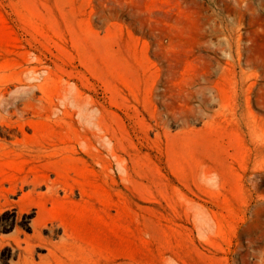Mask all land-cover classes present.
<instances>
[{
    "label": "rangeland",
    "instance_id": "1",
    "mask_svg": "<svg viewBox=\"0 0 264 264\" xmlns=\"http://www.w3.org/2000/svg\"><path fill=\"white\" fill-rule=\"evenodd\" d=\"M23 198L36 264H264V0H0V264Z\"/></svg>",
    "mask_w": 264,
    "mask_h": 264
},
{
    "label": "bare ground",
    "instance_id": "2",
    "mask_svg": "<svg viewBox=\"0 0 264 264\" xmlns=\"http://www.w3.org/2000/svg\"><path fill=\"white\" fill-rule=\"evenodd\" d=\"M32 71L35 74L38 73L36 68L32 69ZM25 84L23 86H25ZM29 87H30L31 91H34V88H36L38 86L30 84ZM26 88H28V87H26ZM28 95L30 96V94H28ZM29 99L27 101H25L28 104L31 103V101H32L31 99L30 100ZM62 99H63L62 100L63 101L62 104L65 107V110H67L68 107L70 106V102H68V98H66V97H63ZM55 153L56 152H46L45 154L49 155V156L50 155L54 156ZM86 155L89 156V154L87 152H86ZM104 172L105 171H104V166H103L102 169H101V173L104 174ZM25 186H31V191L29 193V197L33 198L34 195H38L40 198H43V200L46 199V198L55 197L56 194L58 193L59 189L61 188L59 183L56 182V181L37 182V181L34 180L32 182H23L20 187L19 186H13L8 191V194L11 195V196L15 195L18 190L23 191ZM41 186H44L47 189V193L44 194V195H42V194L40 195V194L37 193L38 188L41 187ZM63 192H64V194L66 196H68V189L67 188L63 187ZM32 205H35V208H37L38 213L37 212L36 213L39 215V218L37 220L30 221V224H29V220L27 219V217H29L31 215V213H32L31 212L32 211L31 210V206ZM1 207L2 208H7L10 213H14L13 210H16L17 211V213H16V215H17V219H16L17 225H22V226H24V228L30 229L33 232L32 236H27V235L23 234L24 238H22L21 235H22L23 231L21 232L20 229H18V230L16 229L17 230V234H16L15 238L13 239V241H14L13 242L14 243L13 249H14L15 252L16 251L18 252V260H17L16 263H13V264H36L35 261H34V259H35L34 257L36 256L35 255L36 251L39 250V249L40 250H45L46 253H47L46 257H43V256H42L43 258L40 257L41 258V263H45L49 259L55 257L54 250L56 248H58V247L61 248V250L62 249L65 250L69 254L70 257H74V258L75 257L76 258L83 257L82 251L80 250L79 246H77L76 244H70V243L66 242L64 239L62 241H59L60 243L59 242L58 243H53L50 239H47V238L43 237V235H42L43 233L42 232L46 228V224L42 220L41 215H42L43 212H45V203H39V204L38 203H33V202H28L27 203V202H25L24 198L19 200V201H17V202H11L10 200L6 199L5 203L2 204ZM52 223H53V221H52ZM53 224H55V223H53ZM54 226H52V228H50V233H51L52 237L54 236V234L56 235V231H60V229H61L59 225H58V228H55ZM62 238H64V237H62ZM10 244H12V243H10ZM51 262H53V261L51 260ZM70 263L73 264L72 261ZM74 263H75V261H74Z\"/></svg>",
    "mask_w": 264,
    "mask_h": 264
}]
</instances>
